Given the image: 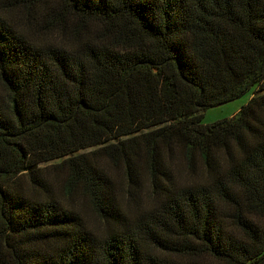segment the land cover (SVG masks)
Returning a JSON list of instances; mask_svg holds the SVG:
<instances>
[{
	"label": "trees",
	"instance_id": "1",
	"mask_svg": "<svg viewBox=\"0 0 264 264\" xmlns=\"http://www.w3.org/2000/svg\"><path fill=\"white\" fill-rule=\"evenodd\" d=\"M0 264H264V0H0Z\"/></svg>",
	"mask_w": 264,
	"mask_h": 264
},
{
	"label": "rangeland",
	"instance_id": "2",
	"mask_svg": "<svg viewBox=\"0 0 264 264\" xmlns=\"http://www.w3.org/2000/svg\"><path fill=\"white\" fill-rule=\"evenodd\" d=\"M254 91H256V88H254L251 92L245 94L244 96L233 102L227 103L219 107L208 109L205 112L204 124H213L218 121L230 118L237 111H239L241 107L245 106L250 101L252 93ZM93 149L94 148H88L80 151L79 153L89 152Z\"/></svg>",
	"mask_w": 264,
	"mask_h": 264
}]
</instances>
